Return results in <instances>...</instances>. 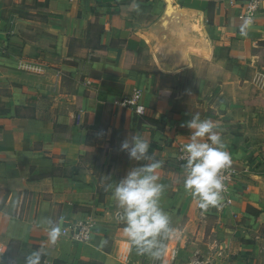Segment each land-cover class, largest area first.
Listing matches in <instances>:
<instances>
[{
  "label": "crops",
  "instance_id": "obj_1",
  "mask_svg": "<svg viewBox=\"0 0 264 264\" xmlns=\"http://www.w3.org/2000/svg\"><path fill=\"white\" fill-rule=\"evenodd\" d=\"M245 3L0 0V264L37 248L41 264H264V146L250 102L264 76V3L252 20ZM136 90L143 114L121 104ZM195 113L218 125L241 170L232 202L207 210L177 156ZM134 134L162 162L174 233L158 257L130 243L108 187L149 162L120 150ZM88 216L91 240L49 241L45 218L62 228Z\"/></svg>",
  "mask_w": 264,
  "mask_h": 264
},
{
  "label": "clouds",
  "instance_id": "obj_2",
  "mask_svg": "<svg viewBox=\"0 0 264 264\" xmlns=\"http://www.w3.org/2000/svg\"><path fill=\"white\" fill-rule=\"evenodd\" d=\"M182 126L193 130L190 142L183 145L187 157L184 189L197 199L199 208L207 210L223 199L226 185L221 171L231 165L232 156L216 130L218 125L210 118L201 119L200 114L195 113ZM149 147V141L138 134L123 140L120 150L126 151L130 159L149 162L129 168L108 187L121 209L120 217L130 243L138 253L158 257L163 238L171 236L174 228L170 214L161 206L166 186L160 182L157 170L162 162L149 156ZM105 178L111 179L110 176ZM45 221L49 241L55 243L61 234L60 223L50 218ZM43 255V249L37 248L27 255L25 264H41Z\"/></svg>",
  "mask_w": 264,
  "mask_h": 264
},
{
  "label": "built area",
  "instance_id": "obj_3",
  "mask_svg": "<svg viewBox=\"0 0 264 264\" xmlns=\"http://www.w3.org/2000/svg\"><path fill=\"white\" fill-rule=\"evenodd\" d=\"M81 3H94L97 0H76ZM231 3H234L236 0H229ZM264 0H246V3L243 5V11L240 14L241 17H245L248 20H252L257 12L260 10ZM122 105L133 108V110L138 114H143L145 111V105L142 101V92L139 90L134 91L130 95H126L122 98ZM185 143L181 142L178 147L177 156L180 160L186 161L187 157L183 149ZM232 156V154H231ZM221 175L224 177V183L226 185V190L222 193L225 196V201L227 203L232 202V186L235 183L239 175H241V170L236 166L232 158L231 165L221 171ZM121 211L117 212V217H120ZM93 218L88 216L85 219H72L61 228V235L68 236L73 242H87L92 239L93 236ZM175 253V252H173ZM52 262V261H51ZM50 264H53L50 263Z\"/></svg>",
  "mask_w": 264,
  "mask_h": 264
},
{
  "label": "rangeland",
  "instance_id": "obj_4",
  "mask_svg": "<svg viewBox=\"0 0 264 264\" xmlns=\"http://www.w3.org/2000/svg\"><path fill=\"white\" fill-rule=\"evenodd\" d=\"M38 8L43 9V7ZM30 36L33 38L32 35ZM29 52L32 53V50L29 49ZM250 102L254 109L258 111V115L260 117L259 123L256 125V128H258L257 139L260 140L264 146V76L262 80L254 84ZM261 151L263 152V149ZM255 160H257L259 166H262V169L264 170V155H260L259 157L255 158Z\"/></svg>",
  "mask_w": 264,
  "mask_h": 264
},
{
  "label": "trees",
  "instance_id": "obj_5",
  "mask_svg": "<svg viewBox=\"0 0 264 264\" xmlns=\"http://www.w3.org/2000/svg\"><path fill=\"white\" fill-rule=\"evenodd\" d=\"M134 248H135V246H134ZM136 249V248H135Z\"/></svg>",
  "mask_w": 264,
  "mask_h": 264
}]
</instances>
